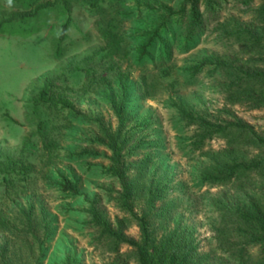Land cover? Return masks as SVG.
<instances>
[{"label":"rangeland","instance_id":"1","mask_svg":"<svg viewBox=\"0 0 264 264\" xmlns=\"http://www.w3.org/2000/svg\"><path fill=\"white\" fill-rule=\"evenodd\" d=\"M47 1L54 4L37 8ZM65 1L0 0V245L22 209L38 213L43 207L52 233L44 239L35 227L42 253L29 233L19 234L17 264H63L67 257L80 264H136L130 245L93 224L87 198H96L113 230L138 240L143 187L162 185L177 221L193 229L201 251H210L220 209L240 204L253 185L201 181V151L226 147L229 135L193 144L197 126L179 118L173 101L212 121L240 119L264 135V107L226 99L225 69L191 68L205 58L242 65L251 57L230 31L237 21L257 23L262 0H213L211 7L197 0L202 23L193 41L181 38L183 22L168 19L141 59L137 34L160 21L163 6L177 11L190 0ZM17 11L31 16L5 22ZM44 84L55 102L35 105ZM111 101L129 116L118 136ZM107 133L120 149L121 165ZM57 170L78 182L80 195L56 185Z\"/></svg>","mask_w":264,"mask_h":264},{"label":"trees","instance_id":"2","mask_svg":"<svg viewBox=\"0 0 264 264\" xmlns=\"http://www.w3.org/2000/svg\"><path fill=\"white\" fill-rule=\"evenodd\" d=\"M63 2L66 3L65 0ZM212 2L213 0H207L206 6L211 7ZM52 4L54 2L47 1L37 8ZM188 5L187 8V5L182 2L177 11L169 6H163L160 21L157 20L151 30L146 29L137 34L143 41V44L137 48L140 59L146 55L148 46L153 44L160 27L165 26V21L168 19L178 23L183 22L184 30L181 38L193 41L196 35L195 30L202 23V13L198 8L197 0H190ZM256 13L257 23L237 21L235 29L230 31L241 42L243 49L247 50L248 54H252L242 65L228 63L219 57L214 62L206 58L202 59L191 68L196 72L205 64H215V67L225 69L230 78L225 89L226 99L229 102H240L246 106L261 108L264 107V0ZM28 16H31V13L26 11L13 12L5 19V22L24 19ZM68 21L69 18L62 26L61 37L66 33ZM224 32L229 34L227 29ZM49 89V84L43 85L38 98L34 100L35 105L55 102ZM125 90L124 87V92ZM63 104L69 105L65 100ZM173 104L181 120L197 126L193 144L198 147L213 134L229 135L226 147L217 151H201L206 158L198 170L201 181L219 186L233 180L242 183V180L246 179L253 185L240 204L230 205L228 209H220L218 223L213 228L216 246L208 252L199 249L198 242L193 237V229L177 221L176 215L172 213L162 185L143 187L146 191V199L144 209L137 217L140 234L138 240L127 239L121 229L113 230L110 223L101 215L96 198H87L89 205L86 213L91 216L95 226L103 228L116 240L126 242L133 248L132 254L136 264H264V135L240 119L226 122L212 121L203 115H193L192 109L176 101H173ZM111 106L118 121L115 130L118 136L129 121V116L124 115L122 104L116 106L111 101ZM138 128L140 125L132 127L133 130ZM107 137L113 138L111 145L113 158L121 165L120 149L116 146V140L108 133ZM55 173L58 179L56 185L62 191L73 195L81 194L76 180L69 178L60 170ZM132 183L130 181L125 186V196L129 198L133 193ZM165 202L167 203L164 205ZM49 224L47 210L43 207L38 213H34L32 208L22 209L21 221L17 225L7 227L9 234L0 245V264H17L21 261L17 255V247L14 245L21 236L19 234L22 233H29L33 238L32 241H37L38 250L42 253V242L38 239L35 227L38 225L40 233L46 239L52 233ZM63 264L80 263L69 260L67 257ZM111 264L129 263L125 259Z\"/></svg>","mask_w":264,"mask_h":264}]
</instances>
